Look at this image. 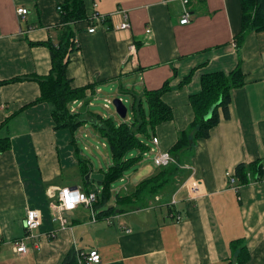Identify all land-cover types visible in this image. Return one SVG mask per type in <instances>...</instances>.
Wrapping results in <instances>:
<instances>
[{
	"label": "crops",
	"instance_id": "0c3cea01",
	"mask_svg": "<svg viewBox=\"0 0 264 264\" xmlns=\"http://www.w3.org/2000/svg\"><path fill=\"white\" fill-rule=\"evenodd\" d=\"M64 2L0 0V140L11 145L0 154V264H63L76 249L99 251L101 264H238L243 248L249 254L243 264H264V176L241 185L239 195L228 179L242 163L264 164V31H248L237 47L241 0H189L186 7L182 0H84L88 16L123 11L131 29H114L123 21L120 14L94 34L85 21L71 25L80 50L72 55L67 74L73 88H87L70 104V112L83 121L81 127L90 122L96 130L91 108L104 87L138 98L169 83L163 101L173 118L149 139L157 137L154 148L170 153L195 119L192 97L202 91L204 75L241 69L244 81L230 91V118L220 109L209 138L179 154L185 173L175 175L177 184L166 189L158 207L151 205L154 199L146 208L117 211L93 223L91 211L80 206L65 215L70 229L60 230L52 218V195L64 187L99 191L97 182L86 180L83 165L95 174L104 171L79 160L67 133L71 129L57 128L51 104L37 102V79L49 75L52 67L49 44L62 38L58 7ZM19 8L28 10L24 19ZM185 8L191 17L183 25ZM131 97L126 98L130 104ZM117 115L113 117L121 123L132 112L124 120ZM76 172L84 177L83 188L63 178ZM193 180L201 193L190 198ZM29 210L40 213L41 225L26 239ZM23 240L28 252L16 253L13 243Z\"/></svg>",
	"mask_w": 264,
	"mask_h": 264
},
{
	"label": "trees",
	"instance_id": "16d2710c",
	"mask_svg": "<svg viewBox=\"0 0 264 264\" xmlns=\"http://www.w3.org/2000/svg\"><path fill=\"white\" fill-rule=\"evenodd\" d=\"M241 4L243 9L242 33L237 39L238 48L243 44L248 31H264V0H241ZM60 8L61 11L58 12L61 14V24L64 26L62 38L57 44H49L52 67L49 75L37 79L41 89V95L37 102L51 104L53 107L52 116L57 128L76 130L83 125V121H79L77 115L70 112V104L75 99L82 97L87 88H73L72 80L67 74L72 55L80 50V44L75 42L77 35L71 25L83 21L87 23V19L92 15L88 16L84 0H65ZM189 79L190 77L187 78V81ZM243 81L244 74L241 69H236L229 74L215 72L202 77V91L192 97L195 119L190 125V129L181 133L170 152L172 156H177L179 160H182L179 156L181 152L191 149L195 145V141L209 138L211 129L220 121V109L223 110L226 119L230 118V91L240 87ZM170 90L169 83H166L160 89L145 91L138 98L133 97L131 101L132 116L129 120H124L121 123L112 117L107 119L101 115L97 117L94 126L100 137L109 143L112 153V163L106 171H103L104 179L99 183L103 187V192L99 194L94 205L98 218H110L117 211L125 213L130 211L129 209L146 208L156 196L177 183L175 175L181 171L180 165H184L181 163L179 167L171 165L159 168L157 174L143 180L137 189L127 195L117 193L116 203L121 206L120 209L116 206L106 207L112 197L111 184L122 179L125 171L137 165L143 158L142 156L129 158V153L133 150H139L140 153L148 150L143 137L150 138L159 125L172 120V110L163 101V95ZM215 105L217 107L212 118L205 120L210 109ZM10 147L8 140H0V154L9 150ZM83 170L86 177L90 172L89 167L83 165ZM234 176L237 178L234 177L237 184L235 190L239 195L241 185L251 183L254 179L260 180L261 176H264L263 165L258 162L242 163L237 166ZM89 182L85 180V184ZM85 192L89 193L90 191L85 190ZM169 213L170 217L176 219L177 216H173L172 210ZM237 243L238 241H234L233 245ZM238 257V264H243L249 259L246 248L241 249ZM63 264H76L74 251L69 253Z\"/></svg>",
	"mask_w": 264,
	"mask_h": 264
},
{
	"label": "built area",
	"instance_id": "2783aa9c",
	"mask_svg": "<svg viewBox=\"0 0 264 264\" xmlns=\"http://www.w3.org/2000/svg\"><path fill=\"white\" fill-rule=\"evenodd\" d=\"M183 5L186 7L189 4V0H182ZM58 11H61V8L58 7ZM17 14L24 19L25 16L28 14V10L25 8H19L17 9ZM122 15L123 21L115 25L114 29L116 30H122V31H129L131 29V24L128 20V16L123 11H118L114 13L113 15H107V16H100L98 14L92 15L90 18L87 19V30L89 33L94 34L97 32L98 28L103 26L107 21L110 19L116 18L117 15ZM191 13L188 10V8L184 9V13L181 19V24H187L190 20ZM109 30V28H108ZM147 34H150L152 30L150 28L147 29ZM75 42L79 44L78 38L75 39ZM79 46V45H78ZM132 51H135V46L131 47ZM106 108H108V105L111 104V100L108 99L106 101ZM152 142L154 145L159 144V140L157 137H153ZM152 155V160L156 167L158 168H165L169 167L173 162H175L174 157L169 152H159L157 151V148H150L149 152ZM145 155H148L145 153ZM263 171H264V164H263ZM228 179L231 185H233V188L236 189V180L234 178V175H228ZM199 193H201L200 190V184L197 181H192L189 186V197L195 198ZM100 192L99 191H92V192H84L80 188H74V187H64L61 188L58 191L57 195H52V198L54 199L51 203V210H52V218L53 221L59 222V229L65 230L70 229V224L66 218V213L68 212H74L76 211L80 206L85 207L86 209L91 211V217L92 222H97V214L94 211V205L98 200ZM174 205L176 202H173ZM182 218L178 216L177 221H181ZM25 225V238L30 239L33 238V232L38 229L41 225V215L36 210H29L26 214V218L24 221ZM54 234V233H53ZM51 234L50 236H52ZM3 245L2 240H0V247ZM13 247L16 253H22L25 254L28 252L27 246L23 241H16L13 243ZM75 256H76V264H101L102 263V256L97 250H92L90 253H85L83 251L75 250Z\"/></svg>",
	"mask_w": 264,
	"mask_h": 264
},
{
	"label": "rangeland",
	"instance_id": "374dc122",
	"mask_svg": "<svg viewBox=\"0 0 264 264\" xmlns=\"http://www.w3.org/2000/svg\"><path fill=\"white\" fill-rule=\"evenodd\" d=\"M103 92L104 93L99 95V97L95 100L94 107L91 108V111L93 114H95L96 119L100 115L103 118H105L104 116H106L105 119H107L108 117L114 118L113 116L117 115L115 106L113 104L114 100L116 99L123 100L124 104L128 107V115H131V111H130L131 104H130V101L126 99L128 97L129 98L131 97L130 94L122 95L123 93H118L116 89L114 90V88L110 86L104 87ZM108 99L111 100V104H109L108 108H106V105H107L106 101ZM118 118L120 117L118 116ZM96 119L94 118V115H93L91 120H96ZM120 119L124 120L122 118ZM67 133H70L69 137H70V140L72 138L71 142H73V140L75 141V144H72L73 150L76 151V153L79 156V160L83 162V164L91 163L93 170H96V171H101L102 168L106 171L110 167L112 163V153H111V148L109 146V143L105 141L102 137L98 136L96 130L92 127V123L89 122L88 124H86L85 127L83 126L73 131L69 130L67 131ZM143 140L145 141L146 146L148 147V150L141 152V153L139 150H133L129 153V156H128L129 158L138 157V156H142L143 158H141L140 162L137 165L125 171L123 179L114 181L111 184L112 197L110 198L106 206L107 208L110 206H115L117 204L116 203V193L122 192L123 194V193H128V191L130 192V188L135 187L143 179H145L143 178L145 176L143 174L148 173V175H150L151 172L157 171V167L155 166L152 160V155L148 153L150 148L153 149L156 146L153 145L151 142V139L147 137H143ZM145 153H147L148 155H145ZM174 160L175 162H173L171 165H177L179 167V163L181 162L178 159V157L175 156ZM182 171L183 170L178 171L176 174L178 176H181L182 173H185ZM63 178L64 179L70 178L71 180H74L73 182H75L76 186H81L82 188L84 186V185L83 186L81 185L84 182V179H83L84 177L83 175H81L80 172L71 174L69 177L64 176ZM96 186L98 188L97 190H99L100 193L103 192V187L101 185L97 183ZM125 187L129 188V190L128 191L125 190ZM164 196L165 194L163 193L156 196L155 201L151 205L154 206L155 208L158 207V205H160L161 202H163L164 199L162 197ZM169 200H170V197H167L165 199V201H169ZM129 210H132V209H129Z\"/></svg>",
	"mask_w": 264,
	"mask_h": 264
},
{
	"label": "water",
	"instance_id": "95a60500",
	"mask_svg": "<svg viewBox=\"0 0 264 264\" xmlns=\"http://www.w3.org/2000/svg\"><path fill=\"white\" fill-rule=\"evenodd\" d=\"M115 109H116V113L119 115L120 118L122 119H126L127 118V114H128V107L124 104L123 100L121 99H116L113 102ZM217 105L213 106L208 115L205 117V120H210L213 116V112L216 109ZM86 180H92L95 181L97 183H101L104 179V175L103 174H95L92 173V171H90L87 175H86Z\"/></svg>",
	"mask_w": 264,
	"mask_h": 264
}]
</instances>
